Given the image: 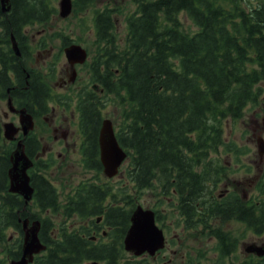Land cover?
I'll list each match as a JSON object with an SVG mask.
<instances>
[{
  "label": "trees",
  "instance_id": "16d2710c",
  "mask_svg": "<svg viewBox=\"0 0 264 264\" xmlns=\"http://www.w3.org/2000/svg\"><path fill=\"white\" fill-rule=\"evenodd\" d=\"M74 1L81 10L93 0ZM134 1L138 8L127 15L125 49L117 47L112 39L115 9L94 10L100 45L89 63L94 82L106 94L113 93L127 104L117 132L128 152L127 186L136 190L150 187L163 198H172L171 203L177 202L187 222L206 223L216 216L236 214L262 230L264 201L258 208L256 204L245 206L246 200L216 201L209 208L207 204L216 197L210 185L215 179L213 171H221L219 163L211 159L212 151L218 152L220 145L229 150L236 148L226 141L225 121L240 119L248 105L264 104V0ZM10 2L11 8L5 11L0 0V98L10 92L19 105L37 116L50 109L49 102L64 101L51 82L26 64L28 45L21 42L27 25L47 21L58 12V6L53 0ZM181 11L198 25L193 33L184 29ZM12 34L19 42L20 55L12 47ZM70 42L63 35V45ZM53 70L50 78L55 77ZM102 104L94 87L78 94L76 100L81 127L88 136L83 147L88 156L85 163L99 173L103 169L98 141ZM29 142H39L35 136L25 139L26 151L34 157L38 144ZM11 143V148L0 152V223L14 225L21 235L16 243L8 245L6 256L0 255V264H9L10 259L22 254L19 217H41L27 209L29 204L24 207L21 195L8 189L10 153L15 146ZM44 163L37 161L46 167ZM31 176L34 202L42 209L56 210L60 202L52 181L35 169ZM122 195L125 203H119V196L108 182L92 179L78 185L61 206L65 215L79 213L83 219L70 226L64 221L57 226L51 217H41L40 236L47 248L35 256L33 264H82L90 259L125 264L117 253L119 248L124 249V237L139 196L128 192ZM101 213H105L102 224L112 227L109 241L93 239V230L98 227L97 216L93 215ZM160 217L157 210V219ZM3 226L0 242L9 239ZM211 231L219 239L215 264H264V256L254 254L227 262L226 257L238 250V239L219 228ZM195 258L189 264H201ZM127 264L152 262L149 257H134L127 258Z\"/></svg>",
  "mask_w": 264,
  "mask_h": 264
},
{
  "label": "rangeland",
  "instance_id": "374dc122",
  "mask_svg": "<svg viewBox=\"0 0 264 264\" xmlns=\"http://www.w3.org/2000/svg\"><path fill=\"white\" fill-rule=\"evenodd\" d=\"M53 1L59 9L60 0ZM136 4L134 0H93L86 5H82V9L80 10L74 1V8L67 17H62L58 11L47 21L31 23L25 27V34L21 44L25 43L28 45L29 57L26 60V64L30 63L33 68L32 70L36 73H41L48 82L54 85L56 91L69 93L74 96L73 98L70 96L66 97L71 99H64L65 102L62 104L56 101L51 102V106H56L61 116L68 115L72 117V112L76 111L78 113L76 100L80 93V87L86 85V83H92L93 80L89 63L93 60V56L100 45L96 40L97 36L93 20L94 10L108 5L116 8V11H113L115 27L112 39L117 47L125 49L128 38L127 15L136 9ZM180 18L184 29L186 28L190 33L199 28L186 11L180 12ZM63 35L70 36L73 41L81 43L88 49L89 62L87 61L76 66L78 80L75 84L60 89L57 88V84H62L68 78L66 66L69 64L62 45ZM41 42L46 44V48L41 46ZM52 69H54L53 72L55 73L54 78H50ZM8 93L9 96L10 92ZM8 96L0 98V125L3 134V137L0 139V152L8 150L12 146L10 139L3 132V124L7 121H14L16 126L20 124L19 114L10 110ZM102 102L103 117H110L117 130L118 125H121L124 120L123 114L127 104L121 103L113 93L109 97L105 96ZM15 103L19 106V103L16 101ZM64 106H67L65 114L61 112ZM6 112L7 114H5ZM50 115L52 116V112L49 111L46 114L42 113L39 116H35L36 124L34 129L36 134L41 137V143L47 147L50 144L54 146L53 157L55 162H50L51 165L45 174L58 188V201L61 200L63 202L67 193L72 189L74 191V188L83 179L96 177V175H98L97 179L99 181L110 182L112 190L119 196V203L125 202H123L122 192L139 196L137 203H142L145 207H151L156 211L159 210L161 217L158 222L164 228L168 239L166 250L160 253L158 257H150L152 264H189V260L194 256H197L195 259L199 260L201 264H215L218 256V249H216L215 245L218 244L219 239L212 233L211 228H219L224 233H229L233 238L238 239V250L226 257L225 260L227 262L240 260L250 253L245 248L250 242L264 241V231L255 232L253 228H247L245 223L236 220L235 217L221 215L213 217L210 220L208 219L209 221H206V223L199 221L187 222V219L181 214L177 202L171 203L172 198H163L159 192L155 193L153 188L150 187L136 190L131 185L127 186L130 183L127 168H125L127 162L123 165L121 171L112 178H108L103 171L97 174L95 169L87 168L83 165L81 148L78 150V144L76 145L75 142V134L78 135L80 140L82 133L80 124L78 123L79 113L78 119L71 120V130L74 132V137L69 138V149H65L64 146L54 141V125L57 123H53L52 125L48 123L46 116ZM65 122L66 119L61 121V123ZM224 134L226 141L232 142L236 148L232 151L226 148L227 146L220 145L218 152L212 151L211 159L219 163L218 167H220L221 171L219 173L216 169L213 171L215 179L210 182V185L212 193L216 197L211 199L210 203L207 204L208 208L217 200L222 199H219V193L223 188H226L224 183H227L229 188L236 190L239 194L236 188L237 184L241 194L256 195L255 199L259 198L264 189V181L261 187L256 186L258 178L260 177V181L261 175L264 172V152L263 154L260 153L258 141L259 136H264V104L248 105L244 115L240 119L237 121L232 119L225 121ZM59 151H62L63 154L61 153V156L57 157ZM51 157L48 155L45 158L50 160ZM61 162L64 163L62 166ZM261 199H264V193ZM29 205L28 209L30 211L42 217H51L57 226H61L63 221L70 226L75 220L80 219L81 221L83 219L79 213H73L69 216L65 215L61 206L63 204L60 203L56 210L52 208L42 209L34 202L29 203ZM1 226H3L2 222L0 223ZM3 228H5L4 231L9 239L0 242V255L6 256V250L9 248L8 245L16 243L21 234L14 225L8 226L6 224ZM54 230L55 228L51 229V231ZM125 254L127 258L133 256L129 251L125 252L124 249L119 248L117 255H121L119 256L120 261H123Z\"/></svg>",
  "mask_w": 264,
  "mask_h": 264
},
{
  "label": "water",
  "instance_id": "95a60500",
  "mask_svg": "<svg viewBox=\"0 0 264 264\" xmlns=\"http://www.w3.org/2000/svg\"><path fill=\"white\" fill-rule=\"evenodd\" d=\"M3 10H9L11 7L10 0H1ZM61 15L67 16L72 10V0H61ZM13 48L17 54H20V48L16 37L12 34ZM66 55L72 65L76 62H84L87 58V50L81 44L72 43L65 48ZM74 71V69H73ZM8 103L11 110L19 111L21 121L23 123L24 133L27 134L29 129L34 126L33 115L27 111L26 107L16 108L13 104V99L10 96ZM27 121V122H26ZM5 135L8 138L14 139L18 127L13 121L4 123ZM100 156L104 165V171L107 175L113 176L119 171V167L125 159L127 152L119 143L115 134L113 122L110 118H105L100 130ZM260 152L264 151V138H259ZM11 166L9 168L10 191L18 192L24 195L27 201L32 197L34 187L30 182L28 168L33 164L32 159L25 151L24 143L19 140L16 148L11 152ZM29 218L25 217L24 224V241L20 258L11 259L10 264H30L34 259L35 253H38L46 248V244L41 240L39 231L41 221L36 219L31 226H28ZM125 246L127 250L139 255L144 252L155 254L157 250L165 246L166 237L163 228L156 222L155 211L151 208H145L138 204L131 215V224L125 236ZM248 251H253L258 254H264V244L259 245L250 243L247 245ZM87 264H100L94 260Z\"/></svg>",
  "mask_w": 264,
  "mask_h": 264
},
{
  "label": "flooded vegetation",
  "instance_id": "af4514ba",
  "mask_svg": "<svg viewBox=\"0 0 264 264\" xmlns=\"http://www.w3.org/2000/svg\"><path fill=\"white\" fill-rule=\"evenodd\" d=\"M41 46H43V48H46V44H43L42 42H41ZM44 50H47V49H44ZM66 67H67L66 68V75L68 76V78L66 80H64V82H62V84H57V88L63 89L64 87H66L68 85L75 84L77 82V80H78V77H77L78 71L75 72V76H74V72L72 71L73 70L72 69V66L71 65H68ZM73 76H74V79H73ZM92 87H94L95 90L97 89V92H98V90H100V91L103 90V88H100L99 86H95V83L94 84H92V83H90V84L86 83V85H83L82 87H80V93L81 92H84V91H86V90H88V89H90ZM98 95H99V93H98ZM69 96L71 98L73 97L69 93H66L65 95H63L62 96L63 101H64V99H71V98H66V97H69ZM58 103H61V102H58ZM66 107L64 106L63 109H61V112L64 113V114L67 112V108ZM49 111L52 112V116L51 115L50 116H46V119L48 120V123L50 125H52L53 123H57V124L54 125V132H55L54 135H53L54 141H56L57 143H59L61 146H64L65 149H69V147H70L69 138L74 137V132H73V130H71V120L72 119H74V120L78 119V113L76 111L72 112V117H69L68 115L61 116L58 113L56 106L55 107L51 106V108H50ZM49 111H46V113L49 112ZM5 114H7V112ZM67 116H68V119H67ZM34 117H35V115H34ZM63 119H66V122L65 123H61V121ZM103 120H104V118H102V121ZM78 123H79V119H78ZM32 131L34 132L32 135H31V131L28 134L24 135L23 129L20 128V130L18 131V137H17V139L15 141L17 143V141L20 138L23 137L22 140H23V142H24V144L26 146L27 143H25V139L28 138L29 136H35V139L38 140L39 144L37 142L36 143L35 142H29L32 145L38 144V147H37L36 152H35V158H37L39 160H42L44 162H47V160L45 159V157H48V155H53L54 154V151H55L54 146H53V144H50L48 147L45 146L43 143H41L42 142L41 141V137H39L36 134L35 129H33ZM87 137L88 136H84L82 133H81L80 140H79V137H78L77 134H75V137H74L75 138L76 145L78 144V150H79V148H81V151H82V155H81L82 156V159H84V158L88 159V156H85V154L83 152V147L85 146V142L84 141L87 140ZM27 142H28V140H27ZM61 153L63 154L62 151H59L58 154H57V157L58 156H61ZM44 154H45V157H44ZM63 162H61V166L64 164ZM82 162H83V160H82ZM34 165H36V163ZM46 171H47L46 168L45 167H42V166H37V168H36V172L39 173V174H41V175H45V172ZM31 180H32V178H31ZM9 182H10V178H9ZM224 185L226 186V188H223L222 191L219 193V199H221V198L222 199L221 200H217L218 202H224L225 200H229V199H230V201H233V200H241L239 198V194H240V197H243L244 196L243 194H241L240 189H239V186L237 184H236V188L239 191V194H238V192L236 190H232L231 188H229L227 186L228 185L227 183H224ZM257 199H259V198H257ZM257 199H254V202L251 204V205L256 204L255 205L256 208H258L259 207V204H260V200H257ZM101 215H103V218H104L105 213H101ZM254 215H258V213L257 212H254ZM230 217L237 218V215L235 214L234 216H230ZM103 218H102V220H103ZM19 219H21V217H19ZM102 220H100V221L97 220V226L98 227L95 226V228L93 230L96 233L95 236L93 237L95 240L96 239L97 240L98 239H104V240H107L108 239L107 231H108V228L110 230L111 226H109L108 224H102ZM236 220L245 223V226L247 225L246 222H244L243 220H241L239 218H237ZM252 228L255 231H264V230L258 229L256 226H253V225H252ZM119 256H121V255H118V259H119ZM124 259L125 260L123 261V263L127 264V255L126 254L124 255Z\"/></svg>",
  "mask_w": 264,
  "mask_h": 264
},
{
  "label": "bare ground",
  "instance_id": "6f19581e",
  "mask_svg": "<svg viewBox=\"0 0 264 264\" xmlns=\"http://www.w3.org/2000/svg\"><path fill=\"white\" fill-rule=\"evenodd\" d=\"M22 121H23V119H22ZM23 123H24V121H23Z\"/></svg>",
  "mask_w": 264,
  "mask_h": 264
}]
</instances>
